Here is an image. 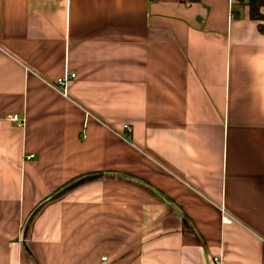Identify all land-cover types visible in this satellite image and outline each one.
<instances>
[{"label":"crops","instance_id":"obj_1","mask_svg":"<svg viewBox=\"0 0 264 264\" xmlns=\"http://www.w3.org/2000/svg\"><path fill=\"white\" fill-rule=\"evenodd\" d=\"M258 23L245 0H0V264H264Z\"/></svg>","mask_w":264,"mask_h":264},{"label":"trees","instance_id":"obj_2","mask_svg":"<svg viewBox=\"0 0 264 264\" xmlns=\"http://www.w3.org/2000/svg\"><path fill=\"white\" fill-rule=\"evenodd\" d=\"M248 7L249 16L259 21L258 29L264 34V14L260 12V8L264 6V0H245Z\"/></svg>","mask_w":264,"mask_h":264},{"label":"built area","instance_id":"obj_3","mask_svg":"<svg viewBox=\"0 0 264 264\" xmlns=\"http://www.w3.org/2000/svg\"><path fill=\"white\" fill-rule=\"evenodd\" d=\"M73 77H74L73 73L65 72L63 75H61L59 78H57L56 87L61 91V93L63 95L64 94L66 95V84H67L68 80L73 78ZM10 120L16 122L17 124L19 122H21V118L16 114L12 115L10 117ZM124 129L129 130V126L124 125ZM213 261L218 264L219 263V257L213 258Z\"/></svg>","mask_w":264,"mask_h":264},{"label":"rangeland","instance_id":"obj_4","mask_svg":"<svg viewBox=\"0 0 264 264\" xmlns=\"http://www.w3.org/2000/svg\"><path fill=\"white\" fill-rule=\"evenodd\" d=\"M239 1H241V2H242L243 0H239Z\"/></svg>","mask_w":264,"mask_h":264}]
</instances>
